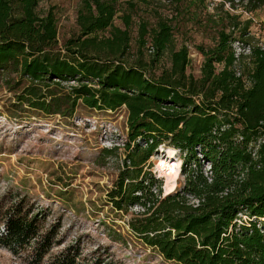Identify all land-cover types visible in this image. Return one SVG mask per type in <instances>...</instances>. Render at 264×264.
I'll use <instances>...</instances> for the list:
<instances>
[{
	"label": "trees",
	"instance_id": "obj_1",
	"mask_svg": "<svg viewBox=\"0 0 264 264\" xmlns=\"http://www.w3.org/2000/svg\"><path fill=\"white\" fill-rule=\"evenodd\" d=\"M40 1L0 0V71L17 72L27 82L21 103L45 113H58L66 103L73 110L80 99L95 109L126 106L125 157L107 202L124 213L142 208L128 221L135 236L178 264H264V44L251 48V67L238 70L232 47L238 16L228 15L216 44L200 47V77L187 73L185 45L173 52L169 69L147 75L144 65L121 60L132 22L124 14V27L116 25L119 0H84L81 35L65 42V52L58 47L56 17L53 11L40 15ZM147 35L159 61L173 27L161 21L148 31L142 23L141 43ZM70 80L79 84L62 94ZM162 145L174 156L179 149L182 159L173 176L157 165L166 191H173L165 196L151 163ZM176 174L184 176L178 187ZM22 212L19 205L9 211L2 239L24 247L38 237L47 251L37 217ZM76 257L62 255L56 264H77Z\"/></svg>",
	"mask_w": 264,
	"mask_h": 264
},
{
	"label": "rangeland",
	"instance_id": "obj_2",
	"mask_svg": "<svg viewBox=\"0 0 264 264\" xmlns=\"http://www.w3.org/2000/svg\"><path fill=\"white\" fill-rule=\"evenodd\" d=\"M119 1L116 25L124 27L120 18L124 14L132 22L129 48L121 60L144 65L147 75L158 76L169 69L173 52L185 45L190 58L187 73L200 77L204 61L200 47L216 44L222 18L228 15L238 16L232 42L238 70L249 69L251 48L264 44V3L259 0ZM83 9L84 0H41L37 7L40 15L53 11L58 47L64 52L65 42L81 35L78 19ZM161 21L173 27V36L160 60L153 61L150 35L146 44L141 43L140 27L143 23L148 31L153 30ZM19 77L17 72L0 71V264H56L67 254L76 255L77 264H178L143 243L129 227V219L140 206L124 213L107 202V192L125 157L126 106L95 109L80 99L73 110L66 103L58 113H45L21 103L18 96L27 82ZM78 84V80L63 82L60 91L67 94ZM168 148L162 145L151 158L152 171L163 183V195L169 187L160 170L173 176L181 159L179 149L174 156ZM107 149L114 151L105 156ZM183 181L184 176L176 174V187ZM17 205L22 214L37 217L38 233L48 236L47 251L40 249L38 237L24 247L10 246L2 239L7 215Z\"/></svg>",
	"mask_w": 264,
	"mask_h": 264
},
{
	"label": "water",
	"instance_id": "obj_3",
	"mask_svg": "<svg viewBox=\"0 0 264 264\" xmlns=\"http://www.w3.org/2000/svg\"><path fill=\"white\" fill-rule=\"evenodd\" d=\"M171 192H173V191H171ZM171 192H167V193H165L164 196L167 195V194H169V193H171Z\"/></svg>",
	"mask_w": 264,
	"mask_h": 264
},
{
	"label": "bare ground",
	"instance_id": "obj_4",
	"mask_svg": "<svg viewBox=\"0 0 264 264\" xmlns=\"http://www.w3.org/2000/svg\"><path fill=\"white\" fill-rule=\"evenodd\" d=\"M180 172H181V170H180Z\"/></svg>",
	"mask_w": 264,
	"mask_h": 264
}]
</instances>
